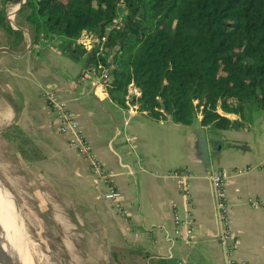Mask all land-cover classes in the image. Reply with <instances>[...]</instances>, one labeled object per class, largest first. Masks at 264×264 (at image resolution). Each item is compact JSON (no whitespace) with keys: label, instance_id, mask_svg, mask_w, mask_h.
<instances>
[{"label":"crops","instance_id":"0c3cea01","mask_svg":"<svg viewBox=\"0 0 264 264\" xmlns=\"http://www.w3.org/2000/svg\"><path fill=\"white\" fill-rule=\"evenodd\" d=\"M19 10L13 9L15 17ZM18 25L13 28L23 31L21 42L0 29V132L17 126L45 158L24 160L16 144L1 135L0 145L13 155L21 182L49 193L52 209L56 204L59 213L62 209L57 193L67 202L69 221L81 227L91 242L87 248L109 251L134 246L154 264H264V205L249 203L254 198L264 200L263 117L229 130L202 126V115L191 125L171 117L156 118L141 110V91L133 83L125 99L114 100L95 68H85V56L68 54L59 38L42 37L33 45L30 25L25 21ZM86 72L91 81L83 80ZM49 90L58 92L76 114L97 161L120 193L125 215L117 212L114 201L104 198L105 186L99 191L93 188L88 162L58 133L57 119L44 95ZM248 166L253 169L233 174ZM179 169L192 174L188 197L176 182L164 178ZM214 171L227 174L226 225L207 177ZM174 204L183 217L193 219L194 240L174 237ZM60 216L55 214L54 221L63 224Z\"/></svg>","mask_w":264,"mask_h":264},{"label":"trees","instance_id":"16d2710c","mask_svg":"<svg viewBox=\"0 0 264 264\" xmlns=\"http://www.w3.org/2000/svg\"><path fill=\"white\" fill-rule=\"evenodd\" d=\"M22 1L16 17L30 25L33 45L55 35L68 54L86 57L85 68L109 69L116 101L133 83L141 110L156 118L191 125L202 115L201 125L215 130L264 118V0H1L0 29L19 42L23 31L11 26L7 5ZM121 2L123 26L107 31ZM83 32L108 34V51L87 52L77 44ZM1 136L24 160L45 158L17 126Z\"/></svg>","mask_w":264,"mask_h":264},{"label":"rangeland","instance_id":"374dc122","mask_svg":"<svg viewBox=\"0 0 264 264\" xmlns=\"http://www.w3.org/2000/svg\"><path fill=\"white\" fill-rule=\"evenodd\" d=\"M19 5L17 3L10 6V14ZM19 19L20 17L11 14L10 22L15 28L19 26ZM11 26L14 27L12 24ZM113 55L114 52H111L108 57L110 61ZM9 152L6 145H0V194L3 197L6 195L12 203L15 219L10 208L7 214L11 217L13 227L16 221L14 238L25 249L23 252H26L28 264H154L134 246L128 250L116 248L109 251L87 248L91 242L86 240L85 233L80 232L81 227L76 228L69 221L68 206L65 205L67 202L60 199L57 193V201L60 204L61 200L62 209L59 213L56 208L58 204L55 205V210L52 209L49 193H40L38 185L30 186L21 182L20 172L14 168L15 160ZM7 202L5 199L4 204ZM55 214L62 215L60 218L63 224L54 221ZM104 258L108 261H104Z\"/></svg>","mask_w":264,"mask_h":264},{"label":"built area","instance_id":"2783aa9c","mask_svg":"<svg viewBox=\"0 0 264 264\" xmlns=\"http://www.w3.org/2000/svg\"><path fill=\"white\" fill-rule=\"evenodd\" d=\"M121 11L119 14L112 20L109 24L107 31L111 30H120L123 26V18L126 15L127 11L123 2L120 3ZM13 14V13H11ZM11 14L9 13L7 18L8 21L11 20ZM14 27L15 25L10 22ZM53 38H57L55 35H51ZM49 37V38H51ZM108 40V34L104 36L91 35L86 32H83L80 38L77 40V44L82 46L87 52L92 50H97L98 54L104 55V52L108 51L106 48V43ZM47 42V40L45 39ZM61 43V42H60ZM110 63V60H108ZM110 70L102 67V71L99 75L101 84L105 85L106 76H108ZM92 75L89 72H86L83 75V80L91 81ZM45 98L47 105L55 115L58 122V133L66 136L68 138L69 145L74 149L77 154L89 164V171L87 173L90 184L96 190H101L103 186L106 187V192L104 193V198L109 201L115 202V207L117 212L120 214L127 213L126 210H123L119 201L120 193L114 187L111 177L103 169V166L97 161L91 145L80 129L79 123L77 121L76 114L69 108L68 104L59 97L58 92L54 90H49L45 92ZM253 168L251 166L238 169L233 172L235 175H243ZM208 179L214 187V191L217 198V209L219 211V217L223 224L228 223V214L229 206L225 201V184L227 174L221 171H214L208 174ZM165 179H171L176 182L179 191L184 196H189L191 193V180L192 174L185 169L175 170L167 174ZM249 203L254 205H264V200L250 199ZM128 224V219H126ZM136 237L138 236L135 234ZM174 237L175 238H184L185 241L194 240V223L193 219L189 216L183 217L182 214L177 210V204H174Z\"/></svg>","mask_w":264,"mask_h":264},{"label":"bare ground","instance_id":"6f19581e","mask_svg":"<svg viewBox=\"0 0 264 264\" xmlns=\"http://www.w3.org/2000/svg\"><path fill=\"white\" fill-rule=\"evenodd\" d=\"M7 200V204H4V200ZM9 203V205H8ZM9 208L13 211V218L15 219L14 216V208L12 206V203L7 199V196L4 195V197L0 194V224L3 228V241L5 240V248L7 250V252L14 257V259L19 263V264H28L26 258V252L23 250H25L24 248L22 249L21 244L19 243V241L15 240V227H16V221H15V225L13 227L12 223H11V217H9L7 214V210H9ZM17 210V209H16ZM17 239V238H16Z\"/></svg>","mask_w":264,"mask_h":264},{"label":"water","instance_id":"95a60500","mask_svg":"<svg viewBox=\"0 0 264 264\" xmlns=\"http://www.w3.org/2000/svg\"><path fill=\"white\" fill-rule=\"evenodd\" d=\"M24 3V1H22V3H20L19 5V9L21 8V5ZM206 135H205V131H202L201 133V140H202V144H203V153H204V157H207V140L205 139ZM206 155V156H205ZM3 228L0 224V264H19L14 257H12L6 250L5 248V240L3 241Z\"/></svg>","mask_w":264,"mask_h":264}]
</instances>
